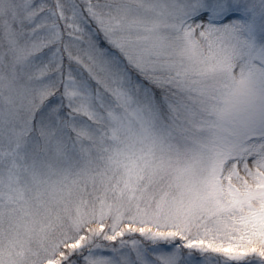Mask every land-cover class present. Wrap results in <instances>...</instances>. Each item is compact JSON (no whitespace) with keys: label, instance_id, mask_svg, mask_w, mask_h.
Listing matches in <instances>:
<instances>
[{"label":"snow or ice","instance_id":"obj_1","mask_svg":"<svg viewBox=\"0 0 264 264\" xmlns=\"http://www.w3.org/2000/svg\"><path fill=\"white\" fill-rule=\"evenodd\" d=\"M0 264H264V0H0Z\"/></svg>","mask_w":264,"mask_h":264}]
</instances>
